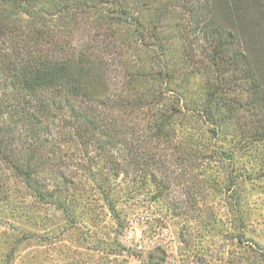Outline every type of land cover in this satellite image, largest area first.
<instances>
[{"label": "trees", "instance_id": "16d2710c", "mask_svg": "<svg viewBox=\"0 0 264 264\" xmlns=\"http://www.w3.org/2000/svg\"><path fill=\"white\" fill-rule=\"evenodd\" d=\"M241 151L264 179V0H0V200L17 180L73 221L84 172L116 220L120 176L183 182V214Z\"/></svg>", "mask_w": 264, "mask_h": 264}, {"label": "rangeland", "instance_id": "374dc122", "mask_svg": "<svg viewBox=\"0 0 264 264\" xmlns=\"http://www.w3.org/2000/svg\"><path fill=\"white\" fill-rule=\"evenodd\" d=\"M170 50L175 55L178 44ZM253 160L241 151L234 166L209 161L200 172L218 189L232 178L233 190H207L197 210L183 214L169 209L176 198L186 204L183 182L172 199L120 176L112 182L118 220L84 172L75 179L81 197L73 221L13 180L9 197L0 200V264H145L150 253L160 264H264V179Z\"/></svg>", "mask_w": 264, "mask_h": 264}]
</instances>
